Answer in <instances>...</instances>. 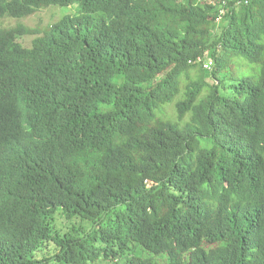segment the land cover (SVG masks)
<instances>
[{
  "label": "trees",
  "instance_id": "16d2710c",
  "mask_svg": "<svg viewBox=\"0 0 264 264\" xmlns=\"http://www.w3.org/2000/svg\"><path fill=\"white\" fill-rule=\"evenodd\" d=\"M121 263L264 264V0H0V264Z\"/></svg>",
  "mask_w": 264,
  "mask_h": 264
},
{
  "label": "rangeland",
  "instance_id": "374dc122",
  "mask_svg": "<svg viewBox=\"0 0 264 264\" xmlns=\"http://www.w3.org/2000/svg\"><path fill=\"white\" fill-rule=\"evenodd\" d=\"M77 5L69 6V7H50L45 8L37 13L31 15V17L27 19L17 20L12 18H6L3 20V27L6 29L14 28L19 25H23L26 28L37 31L36 34L33 35H27L25 39H23L21 42L26 47H31L33 40L42 34V31L46 28H48L49 24H51L54 21H57L62 16L68 14V13H74L73 11H76ZM197 75L194 74V78H196ZM168 114L171 116L173 120L176 119V113H175V105H169L166 109ZM122 264V263H121Z\"/></svg>",
  "mask_w": 264,
  "mask_h": 264
},
{
  "label": "built area",
  "instance_id": "2783aa9c",
  "mask_svg": "<svg viewBox=\"0 0 264 264\" xmlns=\"http://www.w3.org/2000/svg\"><path fill=\"white\" fill-rule=\"evenodd\" d=\"M213 63H205V69L212 70Z\"/></svg>",
  "mask_w": 264,
  "mask_h": 264
}]
</instances>
